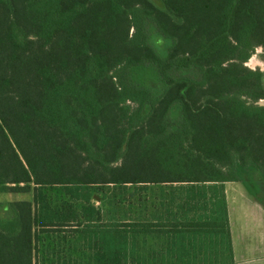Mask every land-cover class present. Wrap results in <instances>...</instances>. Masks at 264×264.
<instances>
[{"label": "trees", "instance_id": "16d2710c", "mask_svg": "<svg viewBox=\"0 0 264 264\" xmlns=\"http://www.w3.org/2000/svg\"><path fill=\"white\" fill-rule=\"evenodd\" d=\"M154 1L0 0V193L31 196L0 264H50L39 234L84 264H235L225 183L264 206V0ZM149 185L173 189L121 218Z\"/></svg>", "mask_w": 264, "mask_h": 264}, {"label": "rangeland", "instance_id": "374dc122", "mask_svg": "<svg viewBox=\"0 0 264 264\" xmlns=\"http://www.w3.org/2000/svg\"><path fill=\"white\" fill-rule=\"evenodd\" d=\"M151 1L155 2L154 0ZM245 64L251 69L260 70L263 73L264 83V53L262 49L256 48ZM258 103L264 105V100ZM171 189L173 188L168 185H149L147 189L139 192H133L132 189H129L128 195L123 200L125 204L119 206V216L124 219H137L144 215H153L159 207L160 201L167 197ZM45 192L53 206L57 205L59 201L64 198L57 188H46ZM103 198V194L99 193V195L94 196L92 203L96 207H104ZM30 199L31 196L29 194L0 193V218L9 216L10 211L7 207L9 202ZM56 236L57 235L50 236L47 234H39L37 252L39 261L44 260L47 263L56 264L57 262L61 263L62 261H68V259H78L82 261L81 263H86V257L82 253L76 251L77 247L74 249L68 248V245L70 246L72 243L70 240L61 241L60 237ZM152 242V240L149 241V244Z\"/></svg>", "mask_w": 264, "mask_h": 264}, {"label": "crops", "instance_id": "0c3cea01", "mask_svg": "<svg viewBox=\"0 0 264 264\" xmlns=\"http://www.w3.org/2000/svg\"><path fill=\"white\" fill-rule=\"evenodd\" d=\"M225 194L234 263L264 264V206L238 182H226Z\"/></svg>", "mask_w": 264, "mask_h": 264}]
</instances>
